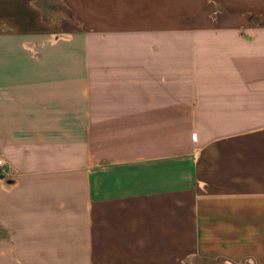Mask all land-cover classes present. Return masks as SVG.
<instances>
[{
	"label": "crops",
	"instance_id": "crops-1",
	"mask_svg": "<svg viewBox=\"0 0 264 264\" xmlns=\"http://www.w3.org/2000/svg\"><path fill=\"white\" fill-rule=\"evenodd\" d=\"M41 1L0 0V264H264V0Z\"/></svg>",
	"mask_w": 264,
	"mask_h": 264
},
{
	"label": "rangeland",
	"instance_id": "rangeland-1",
	"mask_svg": "<svg viewBox=\"0 0 264 264\" xmlns=\"http://www.w3.org/2000/svg\"><path fill=\"white\" fill-rule=\"evenodd\" d=\"M43 10L45 11L46 16H50L52 18L55 27L57 28L60 19L63 17L64 14L60 11V2L59 0H42L41 1ZM50 14V15H49ZM219 17V16H214Z\"/></svg>",
	"mask_w": 264,
	"mask_h": 264
},
{
	"label": "built area",
	"instance_id": "built-area-1",
	"mask_svg": "<svg viewBox=\"0 0 264 264\" xmlns=\"http://www.w3.org/2000/svg\"><path fill=\"white\" fill-rule=\"evenodd\" d=\"M4 162L3 160L0 159V175H1V172L4 170Z\"/></svg>",
	"mask_w": 264,
	"mask_h": 264
}]
</instances>
